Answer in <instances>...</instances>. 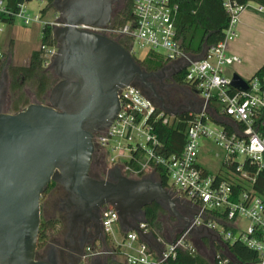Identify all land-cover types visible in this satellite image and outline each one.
<instances>
[{
  "label": "built area",
  "instance_id": "1",
  "mask_svg": "<svg viewBox=\"0 0 264 264\" xmlns=\"http://www.w3.org/2000/svg\"><path fill=\"white\" fill-rule=\"evenodd\" d=\"M132 3L133 18L124 25L110 22L104 27L88 28L124 39L135 57H138L135 47L138 46L139 50L164 54L169 63L182 64L187 70L186 81L196 89L199 100L192 99L184 104L190 109L187 111L189 117L184 119L187 124L185 144L180 152H169L156 132L157 124L179 122L180 114L168 113L140 86L127 85L119 90L121 110L116 118L110 126L94 135L96 151L105 156L107 172L118 167L124 175L132 178L152 175L159 179L161 173L167 174V188L191 211L190 224L176 241L165 243L158 237L160 246L154 245L149 241L152 233L145 221L136 223L143 234L127 230L121 225L118 211L108 205L102 227L113 241L112 249L98 251L93 246L88 247L90 257L110 253L114 257L122 256L125 264H166L176 248L194 247L187 240L195 234L210 233L216 241L225 244L237 240L245 243L259 255L249 264H264V197L253 190L235 196L230 181H217L213 173H206L207 168L199 161L202 138H205L225 152L223 166L228 165L226 169L243 179L251 177L247 165L255 166L258 171L264 169L263 80L257 77L249 81L247 90L236 88L237 91H231L232 77L227 76L228 66L241 61L238 55L230 53L229 47L237 37L242 13L248 9L262 13L264 5L256 1L223 0L230 16L225 36L209 47L203 58L195 60L181 46L176 24L177 2L132 0ZM6 12L5 1L0 0V45L1 16ZM16 16L26 24L42 20L41 15L31 16L27 12L25 2L20 4ZM49 22L54 26L59 24L58 18ZM40 49L44 50L45 66H51L58 53V44L47 46L41 43ZM3 56L4 50L0 46V61ZM213 115L225 123L219 128L213 127L210 124ZM233 166L236 170L231 168ZM243 218L249 219L250 223L244 224Z\"/></svg>",
  "mask_w": 264,
  "mask_h": 264
},
{
  "label": "water",
  "instance_id": "2",
  "mask_svg": "<svg viewBox=\"0 0 264 264\" xmlns=\"http://www.w3.org/2000/svg\"><path fill=\"white\" fill-rule=\"evenodd\" d=\"M118 1L54 0L58 53L50 67L59 80L49 90V102L34 101L17 112L0 108V264H56L37 256L41 198L52 181L76 206L73 227L112 205L123 228L143 234L132 221L140 215L138 220L145 221L144 207L153 201L184 219L185 230L189 227L178 199L158 178L128 177L118 167L107 178L91 174L94 135L121 110L119 90L134 84L156 99L148 82L153 73L119 39L88 28L107 26ZM231 85L247 90L249 81L234 73ZM161 106L173 115L190 111L184 105ZM213 119L225 123L216 115Z\"/></svg>",
  "mask_w": 264,
  "mask_h": 264
},
{
  "label": "trees",
  "instance_id": "3",
  "mask_svg": "<svg viewBox=\"0 0 264 264\" xmlns=\"http://www.w3.org/2000/svg\"><path fill=\"white\" fill-rule=\"evenodd\" d=\"M8 12L1 16L3 23L12 24L15 22L16 14L20 9V4L27 0H4ZM123 1V0H122ZM179 4V13L177 17V29L179 39L181 40L182 48L188 52L195 60L204 57L206 50L212 45L220 42L225 36V30L229 24L230 16L226 10L223 0H172ZM242 1H256L264 5V0H242ZM50 6L42 9V14L45 16L51 7H54V0H49ZM115 6V5H114ZM117 11V10H116ZM264 14V12H262ZM133 18V3L132 0H124L123 7L119 12L113 14L111 23L119 26L124 25L126 22ZM55 26L50 22L44 23L42 27V44L52 46L57 44V40L54 36ZM125 47L129 46L125 43L124 39H119ZM45 54L43 49L34 50L30 62L28 65L23 66H10L11 75V88L16 91L20 90L19 98H25L23 95V85L25 82H31L36 86L35 96L41 102L45 103L49 99V90L57 82L54 74L47 69L44 64ZM141 66L147 71L162 68L167 62V58L162 53L155 51H147L142 58L136 57ZM187 70L184 69L179 80L186 82ZM257 77H260L263 81L264 87V64L255 72V74L249 79L251 81ZM189 84V83H188ZM231 91H237L235 87H232ZM17 102V101H16ZM29 101L26 98L23 105L15 104L13 112L21 110L24 106L28 105ZM189 117V113H182L179 115L181 121H174L173 124H163L162 122L157 124L156 132L160 138L166 143L167 150L169 152H180L185 144L186 138V127L187 124L184 119ZM96 157L94 155V164L96 166L103 167L106 169L105 156L100 153ZM228 166V165H225ZM224 166V168H225ZM251 177L249 179H243L238 174L232 173L228 169H223L218 173L214 174L217 181L228 180L231 182L235 196H239L244 191L253 190L255 193L264 197V169L258 171V169L250 166ZM236 170V167H231ZM206 173H211L208 169H205ZM91 174L95 176L92 172ZM159 180L162 184L167 187L169 178L167 174L161 173ZM56 185V182L52 181L46 190H52ZM145 219L147 229H149L155 238H158V231L162 229L161 217L166 214V209L162 205L153 201L144 207ZM175 221V222H174ZM177 221V222H176ZM61 220L54 219H42L40 226V235L38 247L45 246L50 238L48 233L49 228L55 227ZM172 228L177 229L180 222L177 218H172ZM178 223V225H177ZM183 223V222H182ZM184 228L175 237L169 239V241H176L183 233ZM205 238V237H204ZM202 238L201 241L205 242L206 238ZM108 236L104 240V244L112 249ZM189 242V239L187 240ZM220 247V245H217ZM227 250H221L218 255H215L213 259L209 258L196 244L194 247H178L175 250L166 264H249L251 261L258 259V253L251 249L245 243L237 240L235 242L226 241ZM118 252H121L118 249ZM229 258V259H228ZM228 261L225 262V260ZM108 264H125L114 258V255L109 258Z\"/></svg>",
  "mask_w": 264,
  "mask_h": 264
},
{
  "label": "rangeland",
  "instance_id": "4",
  "mask_svg": "<svg viewBox=\"0 0 264 264\" xmlns=\"http://www.w3.org/2000/svg\"><path fill=\"white\" fill-rule=\"evenodd\" d=\"M124 1V0H123ZM123 1H118L114 6V13L116 14L121 10L123 7ZM27 12L31 16H35L37 14L41 15L42 20L41 21H32L29 24H26L23 19L19 16H16L15 22L12 24L3 23V32L1 33V48L4 50L5 55L8 58V61L4 64L0 65V101H2L3 104L0 106L5 110L6 112H13V107L17 103L19 105L24 104V100L27 98L29 103L34 101H39L35 96L36 86H34L31 82H25L23 85V95L25 98H20L19 93L20 90L14 91L11 88V75H10V66H26L30 62V58L26 57L33 48H38L42 43V27L44 23L56 20L58 13L55 7H51L48 11V13L45 15V17L42 14V9L50 6L49 0H27L25 1ZM255 5V3H252ZM117 10V11H116ZM239 33V32H238ZM240 35V33H239ZM238 35V36H239ZM12 38V39H11ZM252 46L251 51L249 52V56L242 60L244 67H246L249 70H252L255 66H258L259 64H264V34L262 35L259 32L254 33L252 36ZM234 41V40H232ZM231 41V42H232ZM136 50H138V58H142L146 50H139L138 46H135ZM18 51L19 57H15L14 49ZM27 52V53H26ZM26 57V58H24ZM242 64V63H241ZM238 64L229 65L227 69V76L232 77L235 72L242 71L237 68ZM261 65V66H262ZM47 69H50V71L54 74V77L58 81V76L54 73V70L52 67L48 66ZM253 72V71H252ZM246 79H251L252 75H246L244 76ZM192 99H198V96L193 94L191 96H185L182 98L184 100V104H188V102ZM17 101V102H16ZM40 102V101H39ZM49 99L45 102L48 103ZM176 106L174 107V109ZM210 124L215 127L219 128L221 126V123L211 119ZM205 138H202L203 140V149L200 156V162L205 165V167L213 174L218 173L219 171L225 169L223 166V158L225 155V152L215 145L212 141L204 140ZM100 154V151L94 152L95 158L96 156ZM95 158L93 157V164L91 172L94 173V170H100L101 168H98L94 164ZM97 159V158H96ZM95 166V167H94ZM103 175L99 178H107V172L104 170L102 171ZM53 192H44L41 198V206H42V219L48 220V219H54V220H61L60 223H57L56 226L53 228H49L48 233L50 235V238L56 239L59 242L65 243V239H67V234L69 233L70 226H69V214L63 213L58 204L60 202L61 197H63V193H61L59 196L52 195ZM179 211L183 214L182 209L178 206ZM166 214H164L161 217L162 220V229L161 231H158V237L163 239L165 243H170L169 239L175 237L179 232L182 231L184 228V225L186 224V221L183 219V223H180L178 225L177 229L172 228V218H177L174 215L171 214V212L166 209ZM178 219V218H177ZM139 220H141L139 218ZM137 220L136 222H139ZM179 221V220H178ZM175 222V221H174ZM177 222V221H176ZM244 224L248 225L250 223L249 219L243 218ZM207 233H203L201 235L195 234L193 238L191 237L189 239L190 242L193 243V245L196 244L200 247V249L211 259H213L216 255V253H219L221 251L220 247H216L214 245H208L201 241L202 238L206 237L208 238ZM100 237H95L94 239H90V241L86 244L87 247L93 246L95 247V250H102L109 251V246H106L103 242H100ZM211 243H217L215 242V239L210 238ZM193 240V241H192ZM208 240V239H207ZM149 241L152 244L159 245V242L157 243V239L153 236H149ZM110 245L113 244V241L109 240ZM210 243V242H209ZM46 246V245H45ZM45 246L41 247V252L45 248ZM160 246V245H159ZM40 251V249H38ZM38 251V253H39ZM37 253V254H38ZM110 253L103 254L98 257H94L92 259H89L87 264H93L94 262L96 264H105L108 262L109 258L112 257ZM114 258H117L120 262L125 263L124 258L122 256H115Z\"/></svg>",
  "mask_w": 264,
  "mask_h": 264
},
{
  "label": "flooded vegetation",
  "instance_id": "5",
  "mask_svg": "<svg viewBox=\"0 0 264 264\" xmlns=\"http://www.w3.org/2000/svg\"><path fill=\"white\" fill-rule=\"evenodd\" d=\"M7 61L8 58L4 54L0 61V65L4 64ZM184 69V66L180 63L167 62L162 68L149 71L153 74L148 78V82L153 85L156 93V101L160 105L164 104L166 107L171 109H174V107L176 106L175 109H177L178 107L184 105V100H182L183 97L191 96L193 94L197 96L199 95L196 92V89L193 88L190 84L181 82L179 80ZM147 91H149L148 93L150 94H154V92L149 88ZM1 104H3L2 101H0V105ZM1 106L0 108L3 109ZM96 167L98 168V166ZM99 168L101 169L94 170V173H92L95 176L101 177V175H103L102 171L105 170L107 172V169H104L100 166ZM109 173L110 172H107V175ZM48 192H53L52 195L55 196H59L61 193H63V197H61L58 206L63 213L69 214L68 217L70 219V230L67 234V239H65V243L59 242L53 238H49L42 252L41 248L38 247V249H40V251L38 250V258L47 261L52 260L56 264H87L89 259H92V257H90L91 251L88 250L86 244L90 241V239H94L95 237H100L99 239L103 241L107 237L102 227V218L106 209L108 208V205H103L100 209H98L87 224L85 223V221H81L75 227H73L72 219L73 213L76 210V206L70 205L69 192L63 186L57 183L55 187L52 190H48ZM178 206L183 211L182 215L186 218H189V216L191 215V211L187 204L178 201ZM141 216L142 215L135 218L132 222L134 224L137 223L136 221ZM178 220L180 223H182L183 221V219L180 218ZM93 264L96 263L94 262ZM105 264L108 263L106 262Z\"/></svg>",
  "mask_w": 264,
  "mask_h": 264
},
{
  "label": "crops",
  "instance_id": "6",
  "mask_svg": "<svg viewBox=\"0 0 264 264\" xmlns=\"http://www.w3.org/2000/svg\"><path fill=\"white\" fill-rule=\"evenodd\" d=\"M238 32L240 33V35ZM256 32H259L262 35L264 34V14L257 12L253 9H248V10L244 11L241 15V20H240V23H239L238 28H237V37L235 39H233L234 41L230 42V47H229L230 53L238 55L241 58V61L237 62L236 64H238L237 68L242 70V71L235 72V73H239L243 77L246 75H248V76L252 75L253 76L255 74V72L261 67V65L263 63L262 62L258 66H255L254 68H252V70H249L246 67H244L243 62H242L243 59H245L246 57L249 56L248 51H251V46L253 45L252 44V39H253L252 36ZM40 46L38 48H33L31 50V52L26 57L30 58L33 51L40 49ZM14 53H15V57L18 58L19 53L16 50V48L14 49ZM26 57H24V58H26ZM199 161H200V159H199ZM210 238H213V237L209 233L208 238H206V241L205 242L203 241V242L205 244L210 245V246L215 244V246L217 247V245H220L221 250L227 249L226 244L223 241H216L215 240V242H217V243H211Z\"/></svg>",
  "mask_w": 264,
  "mask_h": 264
},
{
  "label": "bare ground",
  "instance_id": "7",
  "mask_svg": "<svg viewBox=\"0 0 264 264\" xmlns=\"http://www.w3.org/2000/svg\"><path fill=\"white\" fill-rule=\"evenodd\" d=\"M5 54V53H4Z\"/></svg>",
  "mask_w": 264,
  "mask_h": 264
}]
</instances>
